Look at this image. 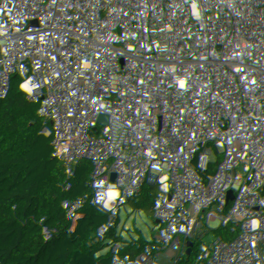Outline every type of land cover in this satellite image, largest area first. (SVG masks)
<instances>
[{"label": "built area", "instance_id": "2783aa9c", "mask_svg": "<svg viewBox=\"0 0 264 264\" xmlns=\"http://www.w3.org/2000/svg\"><path fill=\"white\" fill-rule=\"evenodd\" d=\"M215 7L0 0L1 263L264 264V0Z\"/></svg>", "mask_w": 264, "mask_h": 264}, {"label": "trees", "instance_id": "16d2710c", "mask_svg": "<svg viewBox=\"0 0 264 264\" xmlns=\"http://www.w3.org/2000/svg\"><path fill=\"white\" fill-rule=\"evenodd\" d=\"M233 4L232 0H216V7L206 13L197 14V19H193L191 14V20L200 27H225L235 22L237 17V9L244 6L257 8L261 0H247L246 5L241 3L240 0H235ZM235 8V9H234ZM229 11V12H227ZM2 249L0 246V256ZM0 264H3L0 262Z\"/></svg>", "mask_w": 264, "mask_h": 264}, {"label": "water", "instance_id": "95a60500", "mask_svg": "<svg viewBox=\"0 0 264 264\" xmlns=\"http://www.w3.org/2000/svg\"><path fill=\"white\" fill-rule=\"evenodd\" d=\"M1 103V102H0ZM240 198H242L243 200H245L246 202H249V196L248 195H242V194H237ZM256 195V193L254 194ZM55 251L59 254H64L65 253V246L62 244H58L55 248ZM260 255L263 256L264 255V249L260 251ZM52 261H54V259H52Z\"/></svg>", "mask_w": 264, "mask_h": 264}, {"label": "rangeland", "instance_id": "374dc122", "mask_svg": "<svg viewBox=\"0 0 264 264\" xmlns=\"http://www.w3.org/2000/svg\"><path fill=\"white\" fill-rule=\"evenodd\" d=\"M241 1V3H244L245 5H246V2H247V0H240ZM232 2H233V4L236 2L235 0H232ZM235 9V8H234ZM197 14H199V13H194L193 15H192V18L195 20V19H197Z\"/></svg>", "mask_w": 264, "mask_h": 264}]
</instances>
